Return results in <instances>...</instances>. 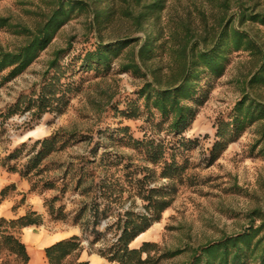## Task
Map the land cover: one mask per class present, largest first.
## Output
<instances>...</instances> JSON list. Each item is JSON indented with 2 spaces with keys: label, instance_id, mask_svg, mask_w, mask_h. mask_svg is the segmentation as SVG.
<instances>
[{
  "label": "rangeland",
  "instance_id": "rangeland-1",
  "mask_svg": "<svg viewBox=\"0 0 264 264\" xmlns=\"http://www.w3.org/2000/svg\"><path fill=\"white\" fill-rule=\"evenodd\" d=\"M48 1L0 0V17L7 18L10 24L0 26V47L16 49L23 41V35L16 29L20 26L32 29L42 18L41 14L48 10ZM83 1L88 2L92 9H100L106 4L112 6L115 10L112 21L94 28L89 14L73 15L28 68L17 77L0 83V110L14 104L18 97L22 100L20 107H23L43 81L54 73L48 62L58 51L55 65L63 71L59 82L68 86L67 102L61 112L52 110L32 117V110L18 111L9 117L4 124L5 133L0 138V160L8 150L23 141L31 144L53 132L69 137L62 148L41 163L46 168L37 176L23 177L0 164V191L5 188L3 196H0V218L11 219L33 210L41 215L42 223L37 230L43 235L68 238L75 234L81 239L79 260L90 264L89 259L95 255L100 258V264H114L102 257L100 251L106 250L120 231L115 224L112 225L115 216L122 217L124 211L135 214L144 211V202L125 180L127 172L137 170L139 179L146 174L142 183L148 187H159L170 200L160 212L159 219L129 244L130 247H139L143 241L151 243L148 252L156 260L154 264H181L187 261L191 249L196 246L236 234L250 225H260L261 217L251 212L264 215V156L261 150L264 147V121L254 122L232 136H226L224 147H212L217 141L216 126L230 119L234 104L245 94L264 103V86L250 87L246 84L257 65L248 51L229 53L221 76L207 74L200 79L199 102H188L195 116L174 139L166 131V124L160 127L153 125L158 121L157 116L141 112L135 119L119 114L129 101L138 100V90L144 82L152 81L155 69L158 70L155 73L167 74L169 62L166 56L149 61V71L145 75L134 74L130 69L123 70L121 64L126 61L123 54L113 58L106 70L86 67L80 57L99 41L113 43L120 39L144 37L167 40L170 30L177 31L176 26L180 23L189 26L195 37L204 36L223 16H227L230 25L246 31L264 49V25L249 21L239 23L236 17L240 4L255 12H264V0H163V8L154 9L140 29L135 28L122 13L126 3L121 0ZM152 1L140 0L137 3V0H129L135 13L140 5ZM137 102L139 105L141 99ZM123 127L127 129L122 130ZM144 133L164 139L169 145L173 143L167 147V153L175 155L174 161L179 167L170 175L165 176L161 166L153 165L144 152L128 146L126 137L131 135L139 139ZM102 155H116L119 160L106 171L90 166L95 182L104 177L114 189L105 200L96 198L106 202L113 213L101 219L94 226V232L83 233L80 224L85 216H77L78 223H74L72 218L83 206L89 205V200L97 193L92 190L86 193V181L78 187L73 173L66 176L63 171L94 157L96 163ZM23 161L24 158L16 163V169L19 170ZM14 163L15 160L9 161L10 165ZM45 180H55L54 188H43ZM121 187L124 191L119 194ZM50 201L54 211L59 206L62 208L63 218L53 219L49 214ZM32 246L35 247L26 242L27 249ZM145 256L143 252L142 257ZM5 258L11 259L1 254L0 263ZM73 258H69L66 264Z\"/></svg>",
  "mask_w": 264,
  "mask_h": 264
},
{
  "label": "trees",
  "instance_id": "trees-1",
  "mask_svg": "<svg viewBox=\"0 0 264 264\" xmlns=\"http://www.w3.org/2000/svg\"><path fill=\"white\" fill-rule=\"evenodd\" d=\"M121 1L126 3V7L121 9L122 13L138 29L154 9L163 8V3H161L163 0H153L140 5L135 13L130 7L129 0ZM139 1L137 0V3ZM48 4V10L41 14L42 18L33 25L32 29L26 26L16 29V32L23 35V41L16 46V49L5 50L0 47V73L6 71L1 74L0 83L17 77L28 68L39 53L49 45L59 28L73 15L89 14L92 26L98 28L109 24L115 13L114 8L109 4L100 9H92L89 3L83 0H49ZM237 8L239 11L236 17L239 23L249 21L264 25V12H255L244 8L241 4ZM229 21L227 16L218 18L209 34L197 35L198 37L192 34L189 26L180 23L176 26L177 31L170 30L167 40L159 41V37H144L120 39L113 43L99 41L92 50L85 51L80 61L86 67L106 70L113 58L123 54L126 58L125 63L121 64L123 70L130 69L134 74L145 75L149 71L147 67L149 61L166 56L169 62L167 74L155 73L158 71L155 69L152 73V81L144 82L138 90L137 97L138 100L141 99V103L138 105V100L129 101L126 109L119 114L135 119L139 118L141 112L157 116L158 121L153 125L160 127L166 124V131L174 139L190 125L195 116L194 109L188 102L190 100L199 102L200 79L207 74H212L214 77L221 76L229 53L248 51L256 59L257 65L246 84L250 87L264 86V49L246 31L230 25ZM8 23L7 18L0 17V26H10ZM58 57V51H55L54 57L48 62V67L53 68L54 73L43 81L40 88L30 99H27L23 107H20L22 100L18 97L14 104L7 106L4 111L0 110V138L6 130L4 124L18 111L23 113L32 110V117H38L52 110L61 112L68 100L65 98L68 86L59 82L63 71L61 72L60 67L55 65ZM232 112L228 121L220 122L216 126L217 141L212 147L221 145L224 147L223 140L226 136H232L237 130L252 125L254 122L264 121V103L256 101L248 94L234 104ZM125 129L127 127L122 128V130ZM68 140L69 137L53 132L50 136L36 139L31 144L23 141L17 147L7 151V154L0 160V164L6 166L9 171L18 172L23 177L37 176L46 168V166H41V163L55 150L62 148ZM126 140L128 146L144 152L146 159L153 165L161 166L165 176L170 175V172L179 167L174 161L175 155L167 153L169 152L167 147L173 146V143L169 145L168 141L161 138L156 139L145 133L139 139L129 135ZM175 143L178 141L176 140ZM261 150L264 156V147ZM22 158L24 161L18 170L16 163ZM10 160H15V163L10 165ZM94 160L95 157L92 160L81 161L76 166L67 167L63 171L66 176L73 173L78 187L86 181L88 185L86 193H89V190L97 193L89 200V205L83 206L72 218L74 223H78L77 216L79 218L85 216L84 222L80 224L83 233L90 230L94 232V226L101 219H106L113 213L112 208L102 199L105 200L114 189L104 177L95 182L90 166H98L106 171L119 162L118 156L102 155L96 163ZM123 167L127 168L128 165H123ZM137 174V170H131L125 174V180L135 189V195L144 202V211L140 214L124 211L122 217L115 216L112 225L115 224L120 231L110 246L100 251L102 257L114 264H154L156 261L148 252V247L152 246L151 243L143 241L139 247H130L129 244L159 219L160 212L169 205L170 200L165 197L159 187H148L147 184L142 183L145 181L146 174H143L140 179L136 177ZM54 184L55 180L42 182L43 188L46 189L54 188ZM4 189L0 191L1 197ZM123 191L121 187L118 192L120 194ZM98 197L102 199L97 200ZM48 209H51L49 214L53 216V219L64 217L62 208L59 206L54 211L51 201ZM251 213L261 217L260 225L256 227L250 225L236 234L223 236L218 240L196 246L191 249L187 261L181 264H264V215L257 211ZM41 223V215L33 210L25 211L20 216L11 219L0 218V255L11 258L2 259L0 264H27L30 256H28L26 244L19 236L23 228L38 227ZM80 243L81 239L73 234L44 247L43 253L47 263L66 264L67 260L74 256L73 260L67 264H88L86 260H79V253L82 250ZM143 252L146 253L145 257H142Z\"/></svg>",
  "mask_w": 264,
  "mask_h": 264
},
{
  "label": "crops",
  "instance_id": "crops-1",
  "mask_svg": "<svg viewBox=\"0 0 264 264\" xmlns=\"http://www.w3.org/2000/svg\"><path fill=\"white\" fill-rule=\"evenodd\" d=\"M6 207V206H3ZM62 237L52 238L51 236L43 235V232L37 230V227H25L22 229L20 234V239L26 244L28 242L30 245H35L27 249L28 256H30L27 264H48L47 259L43 253V248L56 242V240L61 239ZM39 244V246H38ZM89 262L94 264H100V258L95 255L89 259Z\"/></svg>",
  "mask_w": 264,
  "mask_h": 264
},
{
  "label": "bare ground",
  "instance_id": "bare-ground-1",
  "mask_svg": "<svg viewBox=\"0 0 264 264\" xmlns=\"http://www.w3.org/2000/svg\"><path fill=\"white\" fill-rule=\"evenodd\" d=\"M91 264H94L93 262H91Z\"/></svg>",
  "mask_w": 264,
  "mask_h": 264
}]
</instances>
